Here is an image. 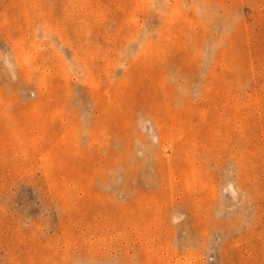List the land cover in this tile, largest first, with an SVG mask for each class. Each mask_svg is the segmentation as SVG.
<instances>
[{"label":"rangeland","instance_id":"1","mask_svg":"<svg viewBox=\"0 0 264 264\" xmlns=\"http://www.w3.org/2000/svg\"><path fill=\"white\" fill-rule=\"evenodd\" d=\"M0 264H264V0H0Z\"/></svg>","mask_w":264,"mask_h":264}]
</instances>
